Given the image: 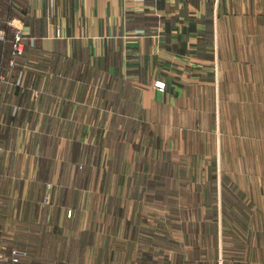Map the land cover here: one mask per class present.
Returning <instances> with one entry per match:
<instances>
[{"label":"crops","instance_id":"obj_1","mask_svg":"<svg viewBox=\"0 0 264 264\" xmlns=\"http://www.w3.org/2000/svg\"><path fill=\"white\" fill-rule=\"evenodd\" d=\"M10 18L27 38L14 64L11 40L0 46V251L8 264L54 256L57 264H132L125 229L138 217L127 215L124 193L133 187L146 197L145 142L157 177H169L171 148L214 117L232 133L218 136L219 190L243 194L226 203L228 215L221 203L215 217L205 210L185 219L216 228L206 241L199 232L204 241L189 257L166 263L236 264L237 237L264 241V0H0V19ZM175 223L155 217L154 235L171 242Z\"/></svg>","mask_w":264,"mask_h":264},{"label":"rangeland","instance_id":"obj_2","mask_svg":"<svg viewBox=\"0 0 264 264\" xmlns=\"http://www.w3.org/2000/svg\"><path fill=\"white\" fill-rule=\"evenodd\" d=\"M230 130L231 128H218L216 126L215 117L214 120L211 118L209 127L200 125L195 128L187 129L186 134L188 136H186V139L189 138L191 140L190 143L181 147L176 146L175 149L171 148L173 158H175L177 162L172 163L176 167L165 166L164 170L167 174L168 168L172 171L171 176L168 175L169 177H157L153 168V148L151 144L145 142L142 152L144 157L142 161V172H144V177L142 183L139 181V184L143 185L144 189H148L146 190V197H144L143 193L134 190L133 187L124 193L126 196L125 201L127 202V209L125 207L124 209L127 210V215H136L138 217V219H134L137 223L128 224L127 229H125L127 233L126 238L129 243H127V248L130 254H132L130 255L129 263L136 264V262H139V264H155L164 262L167 264L166 261H168V257L173 260H178L179 257H185V255L189 257V251L186 250H189L191 247L195 248L198 243L200 244L204 239L206 241L207 233L213 232L216 225H186L185 219L190 220L192 218L191 220L193 221V217H200L201 212L205 210L206 214L204 213V215L215 217V207H217V204L221 203L224 205V215H228L226 209L228 204L226 203L236 198L237 193L243 194L237 187L234 188V193L231 192L233 187L225 188L222 186V190H219L220 187L217 177L219 163L217 161V154L220 150H223L222 154L223 156L225 155V145L223 143L218 144V136L221 141L223 139L225 140L232 135ZM146 131H148V129H146ZM192 141L193 143H191ZM228 146H230V144H228ZM166 147V152H171L168 146ZM220 167L228 171V168H232L231 159L228 160L225 156V160L220 163ZM187 168L193 169V177L188 174L186 175L185 171ZM229 171L231 172L232 170ZM134 177V182L136 183L137 174H135ZM140 177L141 176H139V178ZM170 178L173 179L171 189L168 188ZM221 178L231 185L234 184L231 176H222ZM155 187L163 190L160 192L156 191ZM228 190H230V192ZM141 194L142 201L139 204L138 202ZM225 205L227 206L225 207ZM229 211L230 215L234 214L231 210ZM155 217L166 220L170 217V219H174L176 222L174 225L170 226V230L172 229L174 233L170 234L173 240L169 242L164 236V243L163 245L160 244L158 248L156 245L158 241L163 238L154 235V231L156 230H153L152 223ZM187 227L189 232L193 233L192 239H190L187 234ZM200 231L204 232V239L202 236L199 239ZM237 238L239 241L238 244L235 245V255L239 263L236 262V264H264V252L260 250V248L262 249L263 247L264 241L260 244L257 238L254 237L249 239L243 235ZM207 242L205 245H207ZM137 252L139 253L138 258L136 255ZM196 256L198 258V254L193 255L194 258ZM12 257L17 258L16 261L20 259V255H14ZM7 259V256L0 251V264H8ZM46 259L47 258L44 259V264H57V257L55 256L52 258L50 257L49 262Z\"/></svg>","mask_w":264,"mask_h":264},{"label":"built area","instance_id":"obj_3","mask_svg":"<svg viewBox=\"0 0 264 264\" xmlns=\"http://www.w3.org/2000/svg\"><path fill=\"white\" fill-rule=\"evenodd\" d=\"M15 28V34L13 38L9 37V30L10 28ZM26 35L23 31V28L21 25L15 24V19H0V46H5V44L11 40V54H12V60L11 64H14L15 59L23 54L25 50V39ZM4 76V75H3ZM3 76H0V80H3ZM158 87L164 88L165 84L163 82H157ZM15 256L19 255L17 251H14ZM17 259V258H15Z\"/></svg>","mask_w":264,"mask_h":264}]
</instances>
